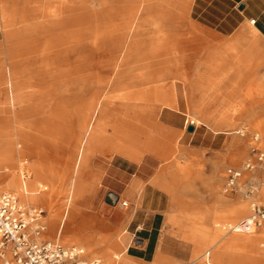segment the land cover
<instances>
[{"label": "rangeland", "instance_id": "374dc122", "mask_svg": "<svg viewBox=\"0 0 264 264\" xmlns=\"http://www.w3.org/2000/svg\"><path fill=\"white\" fill-rule=\"evenodd\" d=\"M169 1L180 2V9H172ZM185 1L0 0V71L18 72L20 92L32 95L30 101L12 103L8 100L10 92L0 85V139L4 141L0 153L11 147L17 164L14 171L0 169V190L18 196L13 174L19 180H33L37 189L42 190L45 195H40L37 202L18 198L45 210L47 227L43 239H57L62 245L82 248L83 258L99 259L100 264H106L104 254L117 249L126 256L122 237L131 246H139L136 240H131L127 224L141 205L128 198H121L128 201L127 207L107 203L98 187V174L92 171L96 156L109 158L115 154L105 146L107 143L95 144L81 157L80 182L76 179L75 194L79 187L80 193L74 196L68 173L70 167L76 166L84 130L72 118V111L81 96L84 106L97 103L104 112L107 140L110 132L107 124L116 114L124 113L117 97L134 96L133 102L153 88L163 91V97L173 107H177V97L181 98L185 123L180 130L164 126L159 133L151 131L160 155H154L160 163L157 177L164 186L168 204L163 208L165 219L155 259L138 263L127 258L135 264H153L155 260L159 264H264L250 258L264 260L259 244L252 251H246L244 246L228 251L215 249L209 245L213 234L207 238L200 229L190 230V218L197 212L205 216L209 226L220 229L223 239L233 237L237 243L246 242V235L235 236L221 225L214 226L213 216L228 206L244 203L248 208L249 202H264L260 193L245 197L239 191L227 195L221 191L225 168L246 159L252 135L258 134L264 143V61H248L241 72L229 53L224 54V61L216 57L221 48L211 41L212 35L231 40L244 29L246 40L240 47L245 48L251 40L264 54V39L250 31L251 23L231 36L204 28L191 19L190 7L187 11L182 9ZM175 17L177 25L173 24ZM143 18L147 28L137 38L144 51L132 57L129 68L119 67L118 72L132 29ZM150 22L175 28L181 41L190 30L192 48L176 47L177 56L190 55L186 67L167 64L163 52L157 55L161 45L153 39L157 34L155 23ZM160 69L162 72L153 73L154 78H159L157 81L116 88V76H144L149 70ZM14 82L15 76L10 89ZM172 87L175 92L170 90ZM136 103L157 105L151 96ZM164 107L168 105L160 101L148 111L151 129L160 130L158 123L162 112L167 110ZM189 125L194 126L193 131L187 130ZM249 213L250 208L246 215L228 216L220 224L237 222ZM171 216H175L176 222L168 220Z\"/></svg>", "mask_w": 264, "mask_h": 264}, {"label": "crops", "instance_id": "0c3cea01", "mask_svg": "<svg viewBox=\"0 0 264 264\" xmlns=\"http://www.w3.org/2000/svg\"><path fill=\"white\" fill-rule=\"evenodd\" d=\"M241 4L242 7H239ZM184 6L185 11L190 7L189 14L195 23L221 36H231L240 28L245 27L247 23H250V20H254V23H251L250 31L257 37L264 39V0H186ZM4 8L6 10V5ZM245 38L244 29H240L231 40H221L212 35L211 41L218 45V48H221L216 57L224 61L226 59L224 54L229 53L232 59L239 64L238 70L241 72L248 61L254 59L264 61V54L259 52L258 47L251 40L247 41L245 48L240 47L245 43ZM183 55L177 56V53H174L173 65L180 66ZM210 56L212 58L213 55L210 54ZM216 57L215 59H217ZM189 59L190 55L187 61ZM206 60L208 58L205 59V62ZM253 65L256 64L252 63ZM183 67H186V63L183 64ZM12 73L0 71V85L6 92H10L8 99L10 102H12L10 89ZM14 73L18 83L19 74L18 72ZM173 89L175 92L174 87L170 90L173 91ZM180 100L181 98L177 97V107H164L167 110L162 112L160 123H158L160 132L164 126L176 130H180L184 126L185 117L181 111ZM190 123L194 124L192 120ZM156 131L159 133L158 130ZM151 140L154 141L155 151H141V148L136 146L135 148L139 153L137 159H132L117 151L115 146L105 144L115 154L109 158L96 156L92 163V171L98 174V187L103 192L102 199H105L107 194L114 193L120 200L121 198H128L130 201L139 202L141 205L138 212L133 213L127 224L131 240H136L139 246H131L130 241L125 239L126 237L120 238L126 244V257L135 259L138 263H150L155 259L160 246L161 230L165 219L163 208L168 204L163 190L164 186L160 184V179L157 177V169L160 163L154 155L160 156L158 145L154 139ZM95 144L101 143H93L87 148L85 154ZM79 176L80 163L78 164V183L80 182ZM79 193L80 187L75 197ZM121 215L124 217L123 213ZM170 219L176 222L175 216L168 218V220ZM165 252L167 251L165 250Z\"/></svg>", "mask_w": 264, "mask_h": 264}, {"label": "bare ground", "instance_id": "6f19581e", "mask_svg": "<svg viewBox=\"0 0 264 264\" xmlns=\"http://www.w3.org/2000/svg\"><path fill=\"white\" fill-rule=\"evenodd\" d=\"M169 2H170L169 6L172 9L174 10L180 9L178 8V4H180V2L178 1H169ZM182 9L184 8L182 7ZM45 14H48V10H45ZM176 20H177L176 17L173 18L174 25L178 24ZM144 21H145L144 18L140 19L138 24L134 26V28L132 29L130 41L128 43V48L126 52L124 53L122 60L119 62L117 66L118 72H121V69H119V67L129 68V66H131L132 64V57L135 54H138L144 51L143 48L141 47L142 46L141 40L137 38V34L147 28V27L146 28L144 27L145 26ZM150 23L152 24L155 23L153 24V26L155 29V33L157 35L154 36L153 39L159 42V44L161 45V48H160L161 52L157 53V55H160V53L163 52L162 54L167 56V57H164V60H166L167 64L171 63L173 65V54L177 53V48H176L177 46L180 48L182 47L184 50L192 48L194 41H193V37L191 35L190 30L187 35V38H185L184 41H181L182 38H181L180 32L177 31L175 28L173 29L171 26L165 27L164 24H162V22H150ZM159 44H158V47L160 46ZM188 57L189 55L187 56L183 55L182 62H181L182 65L187 62ZM157 71L162 72L160 69V70H149L147 71L149 73L145 74L144 76L139 75V76H134V77H129V76L121 77L120 75V78L119 76H116V83H117L116 88L120 89L124 87H130L134 83L138 85H145L150 82L157 81L159 80V78L153 77V73L154 72L157 73ZM14 76L15 74L12 73V79ZM11 90H12L11 92L14 91L13 93H11L12 103H22V102L30 101L32 99V95L30 96V95H27L25 92H20L21 88L19 84L17 83V81L12 83ZM51 95H54V94L52 93ZM148 96H151L153 100L155 99V102L157 103V105L159 104L160 101H163L165 104L172 107L171 102L163 97L164 92L160 90H155L153 88L149 90L148 93L141 95V99L134 100L133 102L132 100L134 99V96H129L127 94L119 95L117 97L119 100L118 105L121 106L124 113L116 114L114 116V119L110 120L109 123L107 124V127L110 130L109 139L107 140L105 139L106 138L105 132L107 131L106 125L105 123H103V121L105 120L103 118L104 112L101 109V107L97 106V103H96V106L94 103L89 106L82 105L83 104L82 96H81V100L75 104V109L72 111V118L75 119L77 122H79V125L81 124L80 126L83 127L84 139L81 142V146L78 147L77 158L75 161L76 166L74 167L75 169L73 167H70L69 173H68L69 179L71 180L72 189L74 190V196H75V190H76V179L78 175V164L80 163L81 157L85 154L87 147L89 145H92L93 143H98V142L107 143L109 145L115 146L117 151L129 156L132 159H137L139 156V153L137 149L135 148L136 146L140 147L141 151H148V152L155 151L156 148L153 143L154 141L151 140V135H150V131L153 130L151 129L152 123L147 120V115H148V111L150 110V108L154 106L156 108L157 105L146 106V105H141V104L136 103L137 101H139V103L143 102V100L145 101V98ZM98 103H100V105L103 104L100 100ZM64 116H65V113L63 112V117ZM55 124L58 125V123H55ZM155 130L160 131L159 129H155ZM3 144H4V141L0 139V149L2 148ZM7 148L8 149L4 152V154L0 153V169L2 170L8 169V170L14 171L17 165L16 160L14 159V152L11 147H7ZM48 169L50 171V168ZM52 171L51 173H53L54 175V172ZM12 178L15 183L14 185L17 188V194L20 198H22V200L28 201V202H37L40 200V195H45L42 192V190L37 189L33 180H30V181L29 180L27 181L19 180L15 174H13ZM73 190H72V196H73ZM110 194L113 200H117L113 206L119 205L122 200H120L114 193H110ZM260 195L264 197V187L261 188ZM249 208H250V202L248 203V208L246 207V204L244 203H240L234 206H228L222 211H220L218 215L213 216L214 217L213 224L214 226L221 225L222 227L223 225L220 224V222L224 218L228 216L233 218V217H238L240 215H246L247 211H249ZM65 218H66V213L63 218L64 222H65ZM190 219H191V225H190L191 231L194 230L198 232L199 231L198 229H200L201 231L200 233L205 235L207 238H211V234H213L212 238L210 239L211 242L209 243V245L217 247L215 249L220 248V249H226L228 251V250H232L236 248H242V246H244L245 247L244 249L246 251H252L254 250V247L256 246V244H259L261 237L264 236L262 235V231H264V228L255 230L253 233H250V234L233 232L235 236L236 235H242V236L246 235V237L248 238L246 242L237 243V241H234L233 237L226 239V240L223 239V236H220V229L209 226V224L206 223L205 216H200V213H197V212L193 213ZM62 228H63V225H62ZM62 228H61V231H62ZM217 242H222V243L220 245H217ZM102 258L106 264H135L131 262L125 255H123V253H121L118 249L114 253L104 254ZM250 258L254 259L257 262L264 263V260L259 259L256 256H250ZM153 264H159V263L157 262V260H155Z\"/></svg>", "mask_w": 264, "mask_h": 264}, {"label": "built area", "instance_id": "2783aa9c", "mask_svg": "<svg viewBox=\"0 0 264 264\" xmlns=\"http://www.w3.org/2000/svg\"><path fill=\"white\" fill-rule=\"evenodd\" d=\"M262 185L264 143L258 134H253L246 159L225 168L221 191L225 195L239 191L245 197H256ZM120 205L127 207L128 201L122 200ZM44 218L43 208L25 204L15 193L0 190V264H100L99 259L83 258L82 248L62 245L57 239H43L47 227ZM222 228L246 234L264 228V202L252 201L247 216ZM259 247L264 251V236Z\"/></svg>", "mask_w": 264, "mask_h": 264}, {"label": "water", "instance_id": "95a60500", "mask_svg": "<svg viewBox=\"0 0 264 264\" xmlns=\"http://www.w3.org/2000/svg\"><path fill=\"white\" fill-rule=\"evenodd\" d=\"M239 7H242V4H241ZM187 130H188V131H193V130H194V126L189 125V126L187 127ZM105 201H106L107 203L111 204V205L115 204V200L112 199L110 193L107 194V196L105 197Z\"/></svg>", "mask_w": 264, "mask_h": 264}]
</instances>
